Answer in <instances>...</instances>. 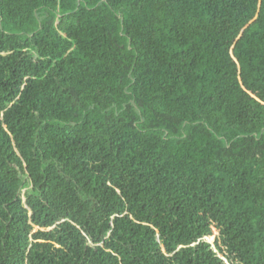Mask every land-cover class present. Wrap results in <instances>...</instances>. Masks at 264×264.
Listing matches in <instances>:
<instances>
[{"label":"trees","instance_id":"obj_1","mask_svg":"<svg viewBox=\"0 0 264 264\" xmlns=\"http://www.w3.org/2000/svg\"><path fill=\"white\" fill-rule=\"evenodd\" d=\"M230 257L264 264V0H0V264Z\"/></svg>","mask_w":264,"mask_h":264},{"label":"rangeland","instance_id":"obj_2","mask_svg":"<svg viewBox=\"0 0 264 264\" xmlns=\"http://www.w3.org/2000/svg\"><path fill=\"white\" fill-rule=\"evenodd\" d=\"M219 238H220V231L215 227H213V235L211 237L205 238L206 242L210 243L212 245V248L214 249V251L217 252L218 254H220V253L218 252V249L216 248V244L218 242H220ZM219 256H221V255H219ZM224 260H225V258H224ZM225 262H226V264H239L235 260H233L232 257H230L229 260L227 259Z\"/></svg>","mask_w":264,"mask_h":264}]
</instances>
